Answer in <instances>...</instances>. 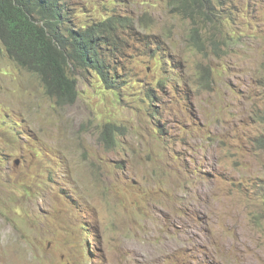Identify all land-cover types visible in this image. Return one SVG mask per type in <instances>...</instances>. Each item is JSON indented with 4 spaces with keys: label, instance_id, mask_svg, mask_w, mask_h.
Listing matches in <instances>:
<instances>
[{
    "label": "rangeland",
    "instance_id": "rangeland-1",
    "mask_svg": "<svg viewBox=\"0 0 264 264\" xmlns=\"http://www.w3.org/2000/svg\"><path fill=\"white\" fill-rule=\"evenodd\" d=\"M66 3L75 24L119 21L127 79L77 76L76 101L60 106L3 50L0 264H264L258 6L219 8L215 49L166 0ZM152 41L180 67L161 88Z\"/></svg>",
    "mask_w": 264,
    "mask_h": 264
},
{
    "label": "trees",
    "instance_id": "trees-1",
    "mask_svg": "<svg viewBox=\"0 0 264 264\" xmlns=\"http://www.w3.org/2000/svg\"><path fill=\"white\" fill-rule=\"evenodd\" d=\"M231 3L232 0H166L171 15L190 22L188 35L192 42L198 43L203 37L202 42L215 49L225 38L222 28L216 26L218 9ZM74 17L66 0H0V55L4 50L17 66L37 76L44 93L60 106L76 101L77 76L93 73L112 89L127 79L116 63L122 57L117 26L110 21L78 25ZM205 27L210 32L208 37L202 34ZM148 48L155 66L166 74V78L158 79V88L172 76L179 78L180 67L167 55L161 41H152ZM147 97L148 104L154 105L156 96ZM154 113L156 119L158 114ZM106 141L114 143V138L108 135ZM86 232L90 235L88 229Z\"/></svg>",
    "mask_w": 264,
    "mask_h": 264
},
{
    "label": "clouds",
    "instance_id": "clouds-1",
    "mask_svg": "<svg viewBox=\"0 0 264 264\" xmlns=\"http://www.w3.org/2000/svg\"><path fill=\"white\" fill-rule=\"evenodd\" d=\"M255 0L251 1V4L258 6L256 9V12L254 13L253 16H250V20H249V24L253 25V26H264V0L262 1H258L256 3H254ZM250 4V1H248ZM105 21H110V24H112L113 26H117L118 28V22L119 21H113L112 19H104L102 21H98V22H92L90 24H86V25H91V24H96V23H100V22H105ZM134 27V26H133ZM118 35V34H117ZM119 42H121V40L118 37ZM263 97L264 100V92L261 95ZM260 117H263V113H261Z\"/></svg>",
    "mask_w": 264,
    "mask_h": 264
}]
</instances>
